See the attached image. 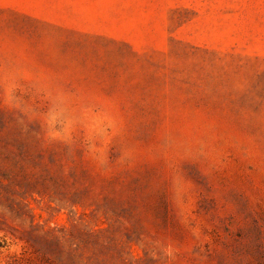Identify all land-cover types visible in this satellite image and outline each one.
Here are the masks:
<instances>
[{"label": "rangeland", "instance_id": "374dc122", "mask_svg": "<svg viewBox=\"0 0 264 264\" xmlns=\"http://www.w3.org/2000/svg\"><path fill=\"white\" fill-rule=\"evenodd\" d=\"M0 264H264V0H0Z\"/></svg>", "mask_w": 264, "mask_h": 264}]
</instances>
